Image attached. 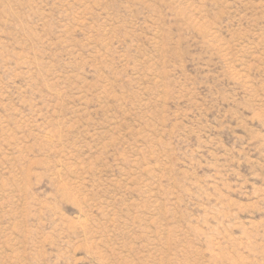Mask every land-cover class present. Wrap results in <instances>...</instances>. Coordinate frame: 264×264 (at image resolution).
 Listing matches in <instances>:
<instances>
[{
	"label": "rangeland",
	"instance_id": "374dc122",
	"mask_svg": "<svg viewBox=\"0 0 264 264\" xmlns=\"http://www.w3.org/2000/svg\"><path fill=\"white\" fill-rule=\"evenodd\" d=\"M0 264H264V0H0Z\"/></svg>",
	"mask_w": 264,
	"mask_h": 264
}]
</instances>
